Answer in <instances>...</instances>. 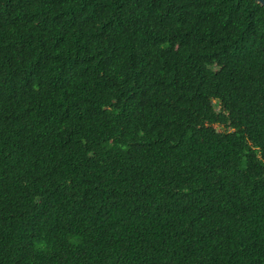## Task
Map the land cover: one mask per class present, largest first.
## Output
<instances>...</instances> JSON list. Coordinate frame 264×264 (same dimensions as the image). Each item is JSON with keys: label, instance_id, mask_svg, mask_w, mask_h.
<instances>
[{"label": "trees", "instance_id": "1", "mask_svg": "<svg viewBox=\"0 0 264 264\" xmlns=\"http://www.w3.org/2000/svg\"><path fill=\"white\" fill-rule=\"evenodd\" d=\"M0 264H264L263 6L0 0Z\"/></svg>", "mask_w": 264, "mask_h": 264}, {"label": "water", "instance_id": "2", "mask_svg": "<svg viewBox=\"0 0 264 264\" xmlns=\"http://www.w3.org/2000/svg\"><path fill=\"white\" fill-rule=\"evenodd\" d=\"M257 2H259V4H261L264 8V1L263 0H256Z\"/></svg>", "mask_w": 264, "mask_h": 264}]
</instances>
